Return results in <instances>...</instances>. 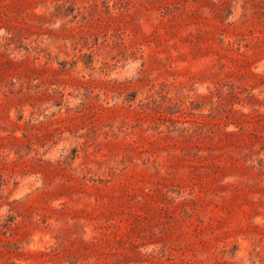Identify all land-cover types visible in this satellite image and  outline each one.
Listing matches in <instances>:
<instances>
[{"label": "rangeland", "instance_id": "1", "mask_svg": "<svg viewBox=\"0 0 264 264\" xmlns=\"http://www.w3.org/2000/svg\"><path fill=\"white\" fill-rule=\"evenodd\" d=\"M0 264H264V0H0Z\"/></svg>", "mask_w": 264, "mask_h": 264}]
</instances>
